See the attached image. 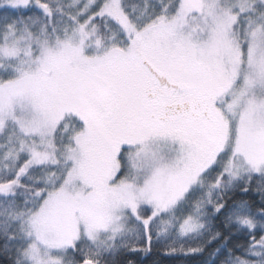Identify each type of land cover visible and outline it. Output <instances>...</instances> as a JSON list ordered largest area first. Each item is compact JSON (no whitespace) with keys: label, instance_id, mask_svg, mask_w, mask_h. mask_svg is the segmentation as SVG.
<instances>
[{"label":"snow or ice","instance_id":"obj_1","mask_svg":"<svg viewBox=\"0 0 264 264\" xmlns=\"http://www.w3.org/2000/svg\"><path fill=\"white\" fill-rule=\"evenodd\" d=\"M213 242L264 264V0H0L4 264Z\"/></svg>","mask_w":264,"mask_h":264},{"label":"trees","instance_id":"obj_2","mask_svg":"<svg viewBox=\"0 0 264 264\" xmlns=\"http://www.w3.org/2000/svg\"><path fill=\"white\" fill-rule=\"evenodd\" d=\"M231 242L243 243V240L234 236ZM218 247L221 245L213 242L196 255H166L161 247L154 245L152 252L147 255L142 252H128L121 257V261L122 264H221L225 257L216 253ZM0 264H4L3 258H0Z\"/></svg>","mask_w":264,"mask_h":264}]
</instances>
